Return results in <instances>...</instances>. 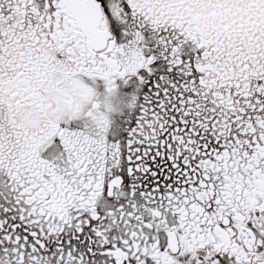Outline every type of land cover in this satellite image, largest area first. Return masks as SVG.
Listing matches in <instances>:
<instances>
[{
	"label": "snow or ice",
	"instance_id": "6c2138e0",
	"mask_svg": "<svg viewBox=\"0 0 264 264\" xmlns=\"http://www.w3.org/2000/svg\"><path fill=\"white\" fill-rule=\"evenodd\" d=\"M0 264H264V0H0Z\"/></svg>",
	"mask_w": 264,
	"mask_h": 264
}]
</instances>
